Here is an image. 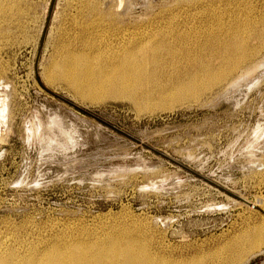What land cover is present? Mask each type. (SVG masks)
<instances>
[{"label":"rangeland","instance_id":"obj_1","mask_svg":"<svg viewBox=\"0 0 264 264\" xmlns=\"http://www.w3.org/2000/svg\"><path fill=\"white\" fill-rule=\"evenodd\" d=\"M238 12L254 22L245 35L259 52L198 99L158 108L152 87L134 86L137 73L93 102L67 82L46 81L68 52H95L92 75L101 77L105 57L154 33L187 35L198 50L204 22L228 24ZM256 31L264 32V0H0V247L22 253L106 236L105 245L154 243L193 264H264V251L245 262L228 251L264 226V46ZM113 64L105 85L120 81L110 82Z\"/></svg>","mask_w":264,"mask_h":264},{"label":"bare ground","instance_id":"obj_2","mask_svg":"<svg viewBox=\"0 0 264 264\" xmlns=\"http://www.w3.org/2000/svg\"><path fill=\"white\" fill-rule=\"evenodd\" d=\"M180 1L188 0H176V2ZM193 1L201 4L202 0ZM231 1L239 0H226V3ZM184 3L192 5V2ZM174 15L175 13L171 12L169 19L175 17ZM241 15L238 12L239 19L228 24L218 22L208 27L204 22V41L198 50L188 47L195 41L189 40L187 35L183 41L180 36L177 38L171 32L154 33L133 41L122 47L117 56L104 58L106 61H102L103 65L101 64L103 66L101 72L104 74L101 77L97 74L94 77L95 72L92 75V65L97 61L95 52L91 55L85 52H68L53 64L49 79L46 81L50 85H53L52 80L67 82L76 93L89 97L88 99L93 102L110 97L112 93H101L96 98L93 95L110 86H127L137 73L134 86L152 87L150 90L152 95L162 100L158 108L176 105L180 102L176 99L181 97L198 99L204 92L223 84L259 52L257 47L251 46V39L245 35L247 29L255 31L254 22L248 21V17L241 19ZM210 19L209 16L206 21ZM171 22L173 23L174 20ZM253 39L259 40L264 46V32L256 31ZM107 61L114 62L110 82L120 77L118 83L105 85L103 82L102 77L108 72L104 70ZM166 75L169 76L170 81L163 79ZM142 77L147 78L140 81ZM161 82L164 84L163 90L160 89ZM3 100L4 96L0 94V128L3 125L2 121H5L2 120L4 110L6 111L2 105ZM143 104L148 106L147 103H136L138 108ZM107 239L109 238L106 236L100 238L76 236L69 240L48 242L42 247H28L22 253L0 247V264H193L154 243L148 245L140 240H127L124 244L117 245L113 240H109L105 245ZM263 246L264 226L260 225L242 234L228 251L238 255L239 261L245 262L256 253H263Z\"/></svg>","mask_w":264,"mask_h":264},{"label":"water","instance_id":"obj_3","mask_svg":"<svg viewBox=\"0 0 264 264\" xmlns=\"http://www.w3.org/2000/svg\"><path fill=\"white\" fill-rule=\"evenodd\" d=\"M126 136H128V137H131V136H129V135H127V134H125ZM132 138V137H131Z\"/></svg>","mask_w":264,"mask_h":264}]
</instances>
